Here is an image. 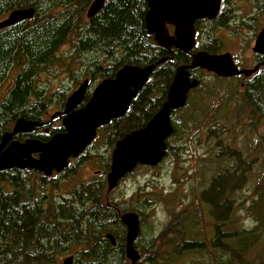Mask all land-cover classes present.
I'll use <instances>...</instances> for the list:
<instances>
[{"label": "trees", "instance_id": "1", "mask_svg": "<svg viewBox=\"0 0 264 264\" xmlns=\"http://www.w3.org/2000/svg\"><path fill=\"white\" fill-rule=\"evenodd\" d=\"M93 1L0 0V17L18 9L35 10L32 20L0 32V78L9 69L23 70L11 98L16 105L24 100L25 89L32 88L31 83L23 80L31 81L49 67L57 68L61 74H67L71 80L80 83L84 79L102 81L112 78L125 65L147 67L166 59L155 68L143 90L132 101L124 116V136L143 127L161 109L177 68L190 64L191 56L176 50L173 59L169 60V53L148 34L145 24L148 0H106L103 9L94 18L87 19V10ZM208 42L198 46L197 50L211 54L220 51L222 46L216 38L209 37ZM221 96L212 103L203 101L198 104L204 114L202 120L194 117L185 126L172 124L175 132L183 127L193 133L199 127L207 126L202 121H211L212 124L219 117L226 116L230 111V97L221 100ZM238 96L240 98H235V102L245 104L251 131L264 128V68L246 80ZM190 124L193 127L190 128ZM255 145L258 150L253 153L264 150V134ZM169 152L172 153L170 145ZM232 158H237L235 166L214 177L203 194V201L211 206V213L221 228L220 244H212L205 249L186 246L182 230L177 228L183 227L187 215L179 212L175 214L170 229L178 244L173 245L169 255L162 258L165 262L179 264L187 255H200L202 250H206L209 255L202 263L199 257L196 258L198 264H248V251L262 243L263 191L254 192L252 207L248 209L256 222L255 228L230 230L234 208L232 196L241 185L229 183L233 177L242 181L248 171V164L244 163L243 169L238 152L235 151ZM29 177L17 175L16 188L9 192L6 187L8 176L0 173V264H61L60 257L74 247L82 248L73 256L74 264H128L126 228L118 209L122 213L136 212L133 207H122L112 201L108 204L104 185L95 183L80 184L72 196L57 199L49 194V190L57 189L49 179L37 187L28 183ZM194 216L197 219H193V224L198 226L199 214ZM107 234L114 236L115 246ZM138 241L139 238L136 248ZM147 253L148 256L152 254ZM150 261L156 263L154 259Z\"/></svg>", "mask_w": 264, "mask_h": 264}, {"label": "rangeland", "instance_id": "2", "mask_svg": "<svg viewBox=\"0 0 264 264\" xmlns=\"http://www.w3.org/2000/svg\"><path fill=\"white\" fill-rule=\"evenodd\" d=\"M236 2L248 3L250 1L237 0ZM236 9L239 12L244 9V15L250 14L249 11L247 12L248 6L241 4ZM238 11L237 15H239ZM8 15L1 16L0 20L7 19ZM254 16L257 17L254 22L249 23L251 28H245L237 34L230 33L231 38L228 37L229 34L223 32L211 35L213 39L219 37L222 41L224 47L222 52H231L244 65L243 68L249 69L254 68L258 59L256 57L259 56H256L252 50L256 40L253 32H257L264 25L262 15L255 13ZM200 40L199 38L198 41ZM198 46L201 47V43ZM65 50L68 48L66 47ZM73 68L76 69V66L74 65ZM47 69H45L46 72L41 73L39 79L46 80V84L50 86L48 91L50 96L56 95L58 98L60 94H64L67 97L81 83L71 80L72 78L67 74H61L62 72L57 68L56 70L51 67ZM197 79L203 85L192 89L185 107L173 113V125L178 123V125L185 126V123H189L188 120L194 117L202 120L204 114L197 107L198 104L203 101L207 104L212 103L217 101L215 99L221 95V100H226L227 96L230 97L229 113L219 117L216 123L210 124L211 121H202L207 126L199 127V130L193 133L183 127L178 128L169 140L172 153L169 152L161 164L156 168H142V166L137 168L107 197L108 202L112 201L126 208L133 207L136 212L140 211L139 214L143 221L136 249L139 250L142 258L138 264H152L150 259H154L155 264H169L162 258L169 255V250L173 245L178 244L175 240L176 236L170 229L175 214L179 212H184L186 217H189L186 223L187 236H191L193 219H197L194 214L198 213L200 219L198 226L203 233L201 235L200 232L198 237L203 241L211 237L210 228L213 227L215 220L211 213V206L203 201V194L208 190L214 177L235 166L237 158H232L235 151L240 154L243 169L244 163L248 164L246 168L248 171L242 181L233 177L229 183L230 185H241V188L232 196L234 208L230 216L232 226L230 230L233 232L239 228L253 230L256 225L248 209L252 207L254 194L264 192V150L253 153L254 150H258L255 144L264 134V128L258 127L256 131H251L248 126L249 118L246 116L245 104L235 102V98H240L238 95L243 89L241 86L244 83L243 79H219L200 73ZM1 96L0 93V102L5 99V96L3 98ZM242 104H244L243 109H241ZM189 127L193 126L190 124ZM97 143L101 146L100 140ZM95 168L91 163H87L65 172L62 176H55L50 182L57 189L49 190L50 196L57 199L62 196H72L74 190L80 184L85 183L103 184L105 182L103 188L104 193H107L106 176L102 182H96L93 175ZM37 179L36 175H31L27 181L36 186ZM261 236H264V233ZM81 250L80 247L72 248L60 257L61 264L66 258L73 257ZM147 252L152 254L148 256ZM207 255L209 252L206 250H203L200 255H187L179 264H198L199 260L196 259L198 257L202 263ZM246 261L248 264H264V239L260 245L248 251ZM128 264H130L129 260Z\"/></svg>", "mask_w": 264, "mask_h": 264}, {"label": "water", "instance_id": "3", "mask_svg": "<svg viewBox=\"0 0 264 264\" xmlns=\"http://www.w3.org/2000/svg\"><path fill=\"white\" fill-rule=\"evenodd\" d=\"M105 1L94 0L87 10V19L94 18L103 9ZM221 3L222 0H148L146 30L161 49L175 48L182 53H192L197 45L196 21L214 20L219 15ZM34 15L33 8L15 10L7 19L0 21V30L32 20ZM169 25L175 28L173 36L169 34ZM252 50L263 58L264 67V28L258 34ZM165 61L163 59L147 67L123 66L114 78L105 79L98 84L91 100L84 107L74 111L84 103L89 85V81L85 80L66 104L67 116L63 121L66 131L56 134L46 144L29 142L12 146L0 156V171L17 167L43 172L45 176H51L54 171L62 172L68 167L69 159L84 153L94 141L99 128L126 115L132 101L143 90L155 68ZM198 69L222 78L240 75L249 78L257 73L259 67L239 70L229 53L213 55L198 51L192 54L190 64L177 68L161 109L143 128L128 133L116 143L107 175V193L114 191L138 166L156 168L167 157V140L175 134L172 114L185 107L189 92L199 86V81L191 80V71ZM29 124L24 119L18 120L13 134L26 131ZM9 137L7 135L5 140ZM33 153H40L37 161H33ZM24 159L29 161L24 162ZM118 214L126 228V258L130 264H138L142 256L135 243L140 235V216L136 212L122 213L119 210ZM107 238L113 246L116 245L114 236L107 234ZM63 264H74V257L66 258Z\"/></svg>", "mask_w": 264, "mask_h": 264}, {"label": "flooded vegetation", "instance_id": "4", "mask_svg": "<svg viewBox=\"0 0 264 264\" xmlns=\"http://www.w3.org/2000/svg\"><path fill=\"white\" fill-rule=\"evenodd\" d=\"M236 1L237 0H222L219 15L214 20L202 19V20L196 21L195 31H196L197 45L195 49L192 51V53H189L191 57H192V54L198 51H202V50H197L198 45L201 43V47H202L203 45L209 43L208 38L211 37V35H214L215 33H218V32H223L225 34H229L228 37L231 38L230 33L237 34L239 31H242L245 28L252 27L249 23L251 21L254 22L255 17H257V16H254L255 13L256 14L259 13L260 15H262V18L264 19V2L263 1L261 2V0H257V2H255V0H249L250 2L248 3L236 2ZM241 4L245 5V7L248 6L247 12L249 11L250 13L249 15H244V11H243L244 9L241 10L240 12L236 9V7H239V5ZM237 11L239 15H237ZM252 12L254 14H252ZM9 28L11 27L2 29L0 30V32H4L6 29H9ZM263 28H264V25L257 32L254 30L255 32H253L254 33L253 35L255 39L257 38L258 34ZM174 33H175V28L169 25L170 36H173ZM199 38L201 39L200 41H198ZM216 38L221 43L222 47L218 53H213V55L229 53L231 54L233 58V62L235 63V65L237 66L239 70L249 69V68H243L244 65L240 63L231 52H226V51L222 52V50L224 49L223 43L219 37H216ZM176 50L177 49L175 48L166 50L169 53V57H168L169 60L173 59V55ZM256 58L258 59L254 65V68L259 67L257 71L258 73L264 68L262 66L263 59L262 60L260 59L262 58L261 56H258ZM22 72L23 70L21 69L12 68V69L7 70L4 73V77L0 78V87L2 88L0 89V93L2 95L1 98L5 96L4 97L5 99L0 102V156L14 145H25L29 142L46 144L49 141H51V139L56 134L65 132L66 129L63 126V121L67 116L65 114V110H66V104L68 102L69 97L74 93V91H76L81 86V84L85 80H88L89 85L86 90L84 103L83 105L75 109L74 111L81 109L82 107L85 106V104H87L91 100L96 87L98 86L100 82L103 81V80L94 81L91 79H84L79 84L77 89L74 90L69 96L65 97L64 94H60V96H58L59 98L58 99L56 98L57 97L56 95L50 96L48 94L50 86L46 84V80L39 79V76L41 75V73H39L38 77L32 79L31 81L28 79L23 80L24 83H28V82L31 83L32 88L25 89L26 95H25L24 100L20 104L15 105L12 102L11 98L13 96V91H14L15 86L19 82L20 73ZM199 73L206 74L210 77H215L219 79H229V78H222L213 73H209L205 70L198 69V70H195V72L191 71V80L198 81L199 79L197 78H198ZM254 75H252L251 77H253ZM114 76L112 78H114ZM249 78L245 77L244 75H240L237 77H231V79H236V80L243 79L244 83L241 85L242 88L244 87L246 80ZM202 85L203 83L199 81L198 87ZM4 102H5L4 106L6 107L5 109L3 108ZM7 103H8V106H7ZM20 119H24L30 124L26 126V129H27L26 131L13 134L17 121ZM123 122H124V117L121 119L112 120L108 125H105L99 128L96 132V137L94 141L89 145V147L84 151V153L77 158L69 159L68 167L60 173L54 171L51 174V176H45L43 172H38L30 168L19 169L17 167L11 170L0 171V173H4L8 176V181L6 183L7 190L9 192H12L16 188L15 178L17 175H28V176L36 175L38 177L36 181V186L38 187V186H42V183L47 179H49L50 181L55 176L57 177H59L60 175L62 176V174H64L65 172H68L69 170L75 167L77 168L78 166H81L87 163H91L92 165L96 167L93 170V175L96 178L95 179L96 182H102L103 180H105V176H106V182H107V175L110 171L111 162H112V154L116 147V143L121 138H123L125 135L128 134L127 133L124 136H122V133L125 131ZM148 122H146V124ZM121 127H122V130L120 131ZM143 127L134 129L130 131L129 133L135 130L141 129ZM7 135H10V137L7 140H5V137ZM99 140L101 142V146H98L97 141ZM167 145H168V154H167L168 156L169 155V139L167 140ZM31 157L33 161H37L40 158V153H33ZM23 161L27 162L29 161V159H24ZM32 181L34 182V180ZM100 185H105V182ZM110 194L111 192L106 193V198L110 196ZM107 203L110 204L108 200H107ZM188 219L189 217L184 219V225L181 229L177 228V230H180V231L182 230V238L186 246L193 245V246H201V247L208 248V246L210 247L212 244L220 243L221 228L219 226V223H216L214 221L215 219L213 220L214 221L213 227L210 228L212 230V235L209 239L207 238V241H205L206 244L205 242H203L202 238L198 237L200 236V232H201V235L203 233L202 231L199 230V226H195V224H192V227L193 226L195 227L192 228L191 236H187L186 223ZM140 230H141V224H140Z\"/></svg>", "mask_w": 264, "mask_h": 264}, {"label": "bare ground", "instance_id": "5", "mask_svg": "<svg viewBox=\"0 0 264 264\" xmlns=\"http://www.w3.org/2000/svg\"><path fill=\"white\" fill-rule=\"evenodd\" d=\"M139 214V213H138ZM139 216H140V214H139ZM140 221L142 222V218H141V216H140Z\"/></svg>", "mask_w": 264, "mask_h": 264}]
</instances>
